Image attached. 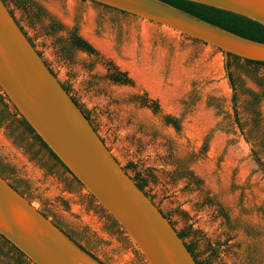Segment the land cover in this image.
I'll list each match as a JSON object with an SVG mask.
<instances>
[{
    "label": "rangeland",
    "instance_id": "1",
    "mask_svg": "<svg viewBox=\"0 0 264 264\" xmlns=\"http://www.w3.org/2000/svg\"><path fill=\"white\" fill-rule=\"evenodd\" d=\"M5 4L119 164L183 234L195 259L264 264V174L251 154L259 150L264 161V97L257 107L259 126L247 104L261 88L254 78H262L264 87V68L232 62L233 89L219 49L153 22L89 0ZM57 22L63 29L52 31L49 24ZM73 27L96 55L70 46ZM108 61L133 84L108 79ZM233 92L240 125L231 107ZM144 93L158 102V112L135 99ZM0 96L2 176L97 260L147 264L124 230ZM164 115L178 118L180 129L166 124ZM9 252L0 253V264H33Z\"/></svg>",
    "mask_w": 264,
    "mask_h": 264
},
{
    "label": "water",
    "instance_id": "2",
    "mask_svg": "<svg viewBox=\"0 0 264 264\" xmlns=\"http://www.w3.org/2000/svg\"><path fill=\"white\" fill-rule=\"evenodd\" d=\"M264 62L250 40L159 0H89ZM264 26V0H188ZM228 78V76H227ZM229 81V79H228ZM0 92L52 154L124 230L147 264H197L155 203L119 164L0 0ZM0 236L33 264H104L76 244L0 174Z\"/></svg>",
    "mask_w": 264,
    "mask_h": 264
},
{
    "label": "trees",
    "instance_id": "3",
    "mask_svg": "<svg viewBox=\"0 0 264 264\" xmlns=\"http://www.w3.org/2000/svg\"><path fill=\"white\" fill-rule=\"evenodd\" d=\"M3 1L6 2V1H12V0H3ZM159 1L166 3V4H168L174 8H177V9H179V10H181V11H183L189 15H192L198 19H201L205 22H208V23L213 24L217 27H220L226 31L234 33L238 36H241V37H244V38H247L250 40L258 41V42H264V26H262L258 22H255V21H253V20H251L245 16H241V15L229 12V11H225L222 9L214 8L212 6H208L205 4H201V3H197V2H193V1H188V0H159ZM51 22H52V20H51ZM49 26L52 28L51 29L52 31H58V30L63 29V26L59 22L56 23V27L52 23H50ZM68 40H69L70 46L74 49L86 52L88 54H95V55L97 54V51L94 49V47L90 43H88L86 40H84L78 34V29L76 27H73L70 30ZM228 59H229V61L226 63L225 69L227 71L229 83L233 89H234L235 78L233 77V72L230 70L232 62H237V61L242 60L248 66L253 65V66H260V67L264 68V62L245 60V59H241L238 56H235L232 54L228 55ZM107 63H108L107 64L108 65V70H107V78L108 79H110L112 82L117 83V84H122V85H132L133 84V80L128 76V74L125 71L119 70L111 61H108ZM254 79L259 82L258 85L261 88H260L259 92H252L251 99L247 102V104L249 105V107H251V114H252L253 122L255 123L256 126H259L261 123V117H260V113H259L257 107H258V104H259L261 98L264 97V87H263V84L261 82L262 78H258V79L254 78ZM63 87L68 92V89L65 86H63ZM0 98H2V96H0ZM72 99H73V97H72ZM135 99L138 100L141 105L151 108L152 111H154V112H158V110H159L158 102L156 100L148 98L145 93L142 95H136ZM74 102H75V100H74ZM237 102H238L237 94H236V92H233V94L231 96V107L233 110L235 122L238 125H240L238 112H237V106H238ZM86 118H88V117L86 116ZM163 119H164V122L166 124H170L176 130L180 129V120L178 118L173 117L171 115H164ZM22 121H23V123H25L27 125L28 129H30L33 132V130L30 128V126L25 122V120L23 118H22ZM263 127H264V123H263ZM37 138L40 140V138L38 136H37ZM41 143L44 147H47L42 141H41ZM260 143L264 144V131H263L262 139L260 140ZM258 152H259V150H256L254 148H252V150H251V154H252L253 159L256 161L260 170L264 174V161L262 160V158L260 156H258ZM51 154H52V152H51ZM0 174L2 175L1 171H0ZM132 178L136 182L137 186L141 190H143V184L136 181V179L134 177H132ZM12 186L16 190H18L17 187H15L14 185H12ZM145 194H147V193H145ZM164 216H166V215H164ZM177 233H178L179 237L183 239V237H184L183 234H181L179 232H177ZM0 239H2V242L0 241V253H3V251H5L6 253H10L9 251H12L15 254H17V257H15V260L18 262L21 261V259L18 256H21L23 254L21 252H19L14 246H12L3 237L0 236ZM185 245H186L188 251L192 254V256L195 259V256L193 254L191 247L188 244H185ZM196 262H197V264H202L201 262H199L197 260H196Z\"/></svg>",
    "mask_w": 264,
    "mask_h": 264
}]
</instances>
